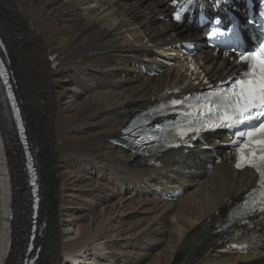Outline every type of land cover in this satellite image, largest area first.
Returning <instances> with one entry per match:
<instances>
[{
	"label": "bare ground",
	"instance_id": "obj_1",
	"mask_svg": "<svg viewBox=\"0 0 264 264\" xmlns=\"http://www.w3.org/2000/svg\"><path fill=\"white\" fill-rule=\"evenodd\" d=\"M167 9L166 0H0L3 55L12 70L40 172L42 202L35 244L41 250L37 264H71L75 257L82 258L80 254L89 255L90 245L98 241L116 249L110 256L121 264L120 241L145 238L153 241L156 253L123 264H250L255 259L256 255L228 249L234 240L224 238L225 233L219 231L222 224H218L255 185L253 171L235 170L227 155L207 171L206 162L212 156L199 149L187 154L169 152L162 158L163 167L157 168L111 142L120 136L136 107L150 103L164 90L197 83L205 86L233 69L228 59L213 57L211 64L196 59L200 70L194 83L187 62L169 67L158 77L143 75L137 65L165 55L167 47L186 35L184 27L159 19ZM57 61L60 63L55 65ZM68 78L74 79V84H64ZM67 93L75 100L65 107L62 100ZM8 104L0 81V198L4 214L0 217V264H24L33 223L32 194L29 197L26 189H31L27 170L18 169L25 154L12 127ZM7 148H12L9 155ZM66 160L79 166L77 171L84 175L97 165L104 184L87 176L89 187L109 190L97 195L101 225L97 219L92 228H82L78 237L68 240L63 238L65 230L58 220L64 187L71 182L69 176L62 178L57 173ZM76 178L85 179L82 175ZM174 187L188 192L174 202L156 197L159 191L170 192ZM133 191L137 197L130 194ZM141 196L144 199H139ZM150 214L154 215L143 216ZM115 228L118 233L112 235ZM263 239L264 217L243 241L261 244Z\"/></svg>",
	"mask_w": 264,
	"mask_h": 264
},
{
	"label": "snow or ice",
	"instance_id": "obj_2",
	"mask_svg": "<svg viewBox=\"0 0 264 264\" xmlns=\"http://www.w3.org/2000/svg\"><path fill=\"white\" fill-rule=\"evenodd\" d=\"M175 18L179 20V14ZM209 35L213 36L215 33ZM240 60L248 62L247 71L240 73L229 88L213 91L209 103L205 105L209 113L215 114L213 120L207 121V126L210 128L235 127L264 116V44H261L256 52L241 56ZM0 76L4 78V83L11 93L3 61H0ZM182 103L183 101L179 99L171 100L172 106ZM194 124L204 126L198 119L189 120L187 128L179 129L180 135L199 131L200 128H194ZM235 135L238 138H249L238 149L239 159L236 167L241 168L247 164L256 169L260 183L264 186V122L258 127L248 128L243 132L238 131ZM255 206L253 202L250 207ZM259 206H264V199L260 200Z\"/></svg>",
	"mask_w": 264,
	"mask_h": 264
},
{
	"label": "rangeland",
	"instance_id": "obj_3",
	"mask_svg": "<svg viewBox=\"0 0 264 264\" xmlns=\"http://www.w3.org/2000/svg\"><path fill=\"white\" fill-rule=\"evenodd\" d=\"M24 15H26V14H24ZM138 43L139 42H136V44H138ZM68 76H70L69 78L73 77L72 75H68ZM69 78L64 79L63 83L64 84H69V83L74 84V82H73L74 79L72 81V79L70 80ZM68 80H70V81H68ZM74 100H75V97L72 98L71 93H67L63 97L62 104L65 107H68L74 103ZM12 127H14L15 133L17 135V130H16V126H15V122L13 120V117H12ZM5 148H6V146H5ZM7 149H9V150H7ZM7 149H6L7 150L6 154L9 155L11 153L12 148H7ZM19 150H20V147H19ZM70 161L71 160L63 161L61 163L62 166H60L57 169V173H59V175L62 178H66L65 176H69L71 178V182L68 181L67 185L64 187L65 192L62 195V202L58 206V209H59L58 210L59 211L58 212V215H59L58 220L62 224V226H61L62 231L65 230V231H63V235H64L63 238L67 239V240L72 239V238L74 239V238L78 237L82 231V228H85V229L90 228V227L92 228V226L94 225L93 222L97 221V219L100 220L99 225H101V221H102V219H101L102 215L100 213L101 212V210H100L101 209V207H100L101 201L99 198H97L98 197L97 195H104V194L109 193L108 192L109 190L106 191L107 189H100L99 188L96 190H92V188L89 187L90 181H89V178H87V176L93 177V179L97 178L98 181H100L101 183L104 184V182L101 181V178L103 176V172L102 171L100 172L101 169L97 165L95 167H89L87 171L84 170L87 173L86 175H84L85 173L83 171H82V173H80V171H77L79 166L76 167L75 165H72ZM18 165H20V166H18V169L22 170V172H25L24 160L22 157H21L20 163ZM106 171L109 172V169L107 168ZM39 174H40V172H39ZM76 175L77 176L82 175L83 177H85V179L78 180L76 178ZM26 189H27V193L29 192V197H30L31 196V189H29V186L26 187ZM103 191H105L106 193ZM97 205H98V207H97ZM2 207H3V204L1 203V205H0V217H4V214L2 212V210H3ZM92 208H93V210H92ZM94 210L96 212H94ZM29 212H30V210H29ZM152 215H154V214L143 215V216L144 217H150ZM12 219L13 218L11 217V220ZM1 223H3V221L0 218V224ZM96 223H98V222H96ZM27 224L29 226L28 221H27ZM113 230H114V232H112L111 234L116 235L118 233V231H116V228ZM27 231H28V229L26 228V231L24 234H27ZM1 233L2 232H0V234ZM126 235H128V234H126ZM69 237H71V238H69ZM162 237L165 238L166 235H163ZM116 238H119V236H116ZM122 241L123 240L120 241L121 246H118V247H121L123 250L122 253H119V255L123 261H125V260L127 261L130 258H134V257H140L141 255L156 253L155 252L156 250H154L152 248V244H151L152 240H149L148 238L133 239L131 242H128V243H126L125 241H123V242ZM100 243H101L100 241H98L97 243H92V245H90V247H89L90 248L89 251H91V252L93 251L92 255H91V257L93 258L92 260L95 261V259H96L95 256H100L103 263L116 264L114 257L110 256V254L113 255V252H115L116 249L115 250L111 249V248L108 249V246L106 244L103 245ZM123 261L122 262L120 261V263L123 264Z\"/></svg>",
	"mask_w": 264,
	"mask_h": 264
}]
</instances>
